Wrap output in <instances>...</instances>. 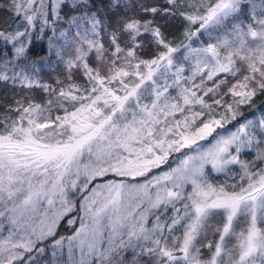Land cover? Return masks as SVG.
<instances>
[{
    "label": "snow or ice",
    "instance_id": "obj_1",
    "mask_svg": "<svg viewBox=\"0 0 264 264\" xmlns=\"http://www.w3.org/2000/svg\"><path fill=\"white\" fill-rule=\"evenodd\" d=\"M0 264H264V0H0Z\"/></svg>",
    "mask_w": 264,
    "mask_h": 264
},
{
    "label": "trees",
    "instance_id": "obj_2",
    "mask_svg": "<svg viewBox=\"0 0 264 264\" xmlns=\"http://www.w3.org/2000/svg\"><path fill=\"white\" fill-rule=\"evenodd\" d=\"M48 71H49V69H45V70H44L45 74H46Z\"/></svg>",
    "mask_w": 264,
    "mask_h": 264
}]
</instances>
